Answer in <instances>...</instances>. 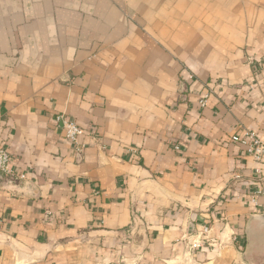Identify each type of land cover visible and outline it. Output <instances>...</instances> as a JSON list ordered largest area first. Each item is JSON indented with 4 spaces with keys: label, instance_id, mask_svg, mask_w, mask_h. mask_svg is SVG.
Listing matches in <instances>:
<instances>
[{
    "label": "crops",
    "instance_id": "obj_1",
    "mask_svg": "<svg viewBox=\"0 0 264 264\" xmlns=\"http://www.w3.org/2000/svg\"><path fill=\"white\" fill-rule=\"evenodd\" d=\"M249 131L264 0H0V264H264Z\"/></svg>",
    "mask_w": 264,
    "mask_h": 264
},
{
    "label": "built area",
    "instance_id": "obj_2",
    "mask_svg": "<svg viewBox=\"0 0 264 264\" xmlns=\"http://www.w3.org/2000/svg\"><path fill=\"white\" fill-rule=\"evenodd\" d=\"M208 98L209 94L202 97L199 102L200 107L203 108L206 106ZM59 121L63 125L66 138L78 146V153L80 154L83 146H80L79 138L85 134V130L79 126L77 122L65 120L62 116L59 118ZM231 141L246 147L248 154L252 156L256 162L264 163V141L258 138L255 132H247L244 138L233 136ZM4 180L13 183L24 182L27 180V177L24 172L14 169L8 150L0 149V188ZM209 232L210 228L204 227L197 238L188 245V253L204 247Z\"/></svg>",
    "mask_w": 264,
    "mask_h": 264
},
{
    "label": "rangeland",
    "instance_id": "obj_3",
    "mask_svg": "<svg viewBox=\"0 0 264 264\" xmlns=\"http://www.w3.org/2000/svg\"><path fill=\"white\" fill-rule=\"evenodd\" d=\"M256 242H260L261 241V237L259 236H256ZM89 242V241H86V243ZM193 253H188L187 256L184 258L183 260V263H187V264H193ZM114 264H135L133 263L130 258L128 257H124V258H120V260L117 262V263H114Z\"/></svg>",
    "mask_w": 264,
    "mask_h": 264
},
{
    "label": "water",
    "instance_id": "obj_4",
    "mask_svg": "<svg viewBox=\"0 0 264 264\" xmlns=\"http://www.w3.org/2000/svg\"><path fill=\"white\" fill-rule=\"evenodd\" d=\"M253 223L256 225V229H264V216H253L249 223V227H251Z\"/></svg>",
    "mask_w": 264,
    "mask_h": 264
}]
</instances>
